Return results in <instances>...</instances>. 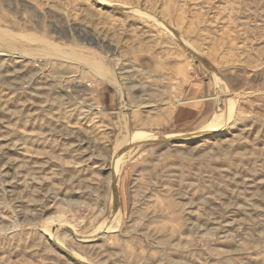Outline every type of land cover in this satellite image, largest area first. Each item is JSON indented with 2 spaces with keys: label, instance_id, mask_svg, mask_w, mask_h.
Masks as SVG:
<instances>
[{
  "label": "rangeland",
  "instance_id": "374dc122",
  "mask_svg": "<svg viewBox=\"0 0 264 264\" xmlns=\"http://www.w3.org/2000/svg\"><path fill=\"white\" fill-rule=\"evenodd\" d=\"M0 264H264V0H0Z\"/></svg>",
  "mask_w": 264,
  "mask_h": 264
}]
</instances>
